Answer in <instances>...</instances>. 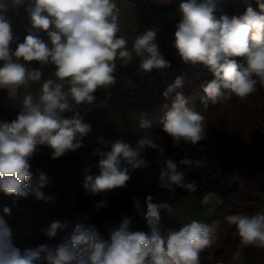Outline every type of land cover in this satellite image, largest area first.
Returning <instances> with one entry per match:
<instances>
[{"label": "clouds", "instance_id": "obj_1", "mask_svg": "<svg viewBox=\"0 0 264 264\" xmlns=\"http://www.w3.org/2000/svg\"><path fill=\"white\" fill-rule=\"evenodd\" d=\"M255 2L259 11L249 6L242 15H221L219 19L215 13L221 11L223 0H182L179 4L182 18L175 25L174 47L185 64H202L214 77L202 85L204 108L233 96L246 100L257 91L258 82L264 86V0ZM23 3L24 0H11V7L15 11ZM25 12L31 27L23 42L17 43L7 0H0V89L16 98L20 89L41 81L42 72L21 60L53 65L55 78L43 81L38 98L23 95L16 119L0 120V193L14 198L30 194V161L38 154L39 146L50 148L52 159L83 146L82 140L91 131V125L74 110L81 104H92L98 89L107 90L115 84L117 61L127 65L135 53L144 73L170 67L160 53L155 30L135 36L129 49L126 38L118 35L121 28L116 0H32ZM41 33L46 34L48 42L41 38ZM235 58H243L244 63ZM183 84V77H177L163 93L165 98L174 94L163 122V131L172 138L174 146L182 141L198 144L206 138L208 127L200 112L186 106L187 98L178 91ZM65 113L73 115L65 117ZM141 126L148 124L142 121ZM101 143L109 144L103 138ZM146 149L161 154L164 151L163 146L146 135L135 147L116 140L109 151L94 152L99 156V171L93 175L90 168L84 170L85 190L97 194L125 187L130 180L129 168L148 166L142 158ZM205 163L190 158L177 163L168 158L160 168L158 186L172 192L175 187L194 192L197 185L186 181L180 166L191 169ZM40 178L45 179L43 173ZM31 192L38 200L52 199L39 189ZM134 203L146 222L147 232L130 230L131 218L124 216L119 227L111 232L110 242L103 241L94 226L78 224L66 241L55 248L41 245L23 252L13 246L11 229L0 215V264H38L41 260L47 264H201V252L217 238L213 225L193 219L178 229H164L162 213H177L172 204L156 202L151 195L145 198L144 211L135 198ZM221 203L214 192L201 200L202 205L214 207ZM103 206L106 205L101 202L97 209ZM3 213L11 215V209L4 207ZM225 220L235 226L242 245L264 249V212L235 213ZM66 227V223L54 221L44 231L54 238Z\"/></svg>", "mask_w": 264, "mask_h": 264}, {"label": "rangeland", "instance_id": "obj_2", "mask_svg": "<svg viewBox=\"0 0 264 264\" xmlns=\"http://www.w3.org/2000/svg\"><path fill=\"white\" fill-rule=\"evenodd\" d=\"M140 1L141 5L137 9L142 13H147V9L155 4L167 3L170 0ZM7 3L8 16L12 20L14 37L18 39L20 37L22 39V36L24 38L27 35V29L31 27L27 22V14L17 10L14 11L11 7V0H7ZM116 3L119 8V24L121 28L118 35L124 36L127 42H132L130 47L128 45L129 49H131L133 45V35H140L146 30H155L156 43L159 48H161L160 53L163 57L170 56L171 58H175L178 56L174 46L162 39L160 30L153 28V26H147L136 14V10L129 0H116ZM40 35L45 42H48L46 34L41 33ZM135 59H139L137 61V69L133 66V60ZM116 64L118 63L116 62ZM120 64L125 67L128 66L131 70L133 69V72L139 73L141 77L144 76V72L139 69L140 57L135 56V53H133L132 61L127 65ZM47 71L50 73L49 69H47ZM52 76L54 77V75ZM114 76L116 78L115 84L107 90L104 88L98 89L94 93L95 100L92 104L80 105L79 113L81 116L86 117L83 118L84 122L91 125V131L83 138V146L81 148L67 153L69 155L76 154L80 156V152L85 148H93V152L85 163L88 165V162L91 161V174L95 175L98 174L99 171L97 167L99 156L93 153L97 150L109 151L99 141L96 134L101 138H106L104 141H110L112 143L116 140H122L132 147L136 146L140 138L146 135L150 136L154 142L163 146L164 151L161 154L157 150L146 149L142 154V158L147 161L148 166L139 169L129 168L130 180L128 182L136 189V192L142 194L144 202L145 198L151 195L154 201L168 202L177 210L176 215L172 216L162 213V227L164 229H178L184 223H189L193 219L203 223H207L211 220L208 224L215 227L217 238L211 247L201 252V264H243V255L248 247H251L253 250L252 256L255 259V264H264V249L242 245L237 230H233L232 225H229L225 220L226 216L240 213L239 211H230L225 207L214 215L213 213L216 206L214 207L212 204H201L203 196L213 192L201 190L195 195L177 196L176 188L175 191L172 192L158 186L160 168L164 165L166 159L171 158L175 161L176 157H180L182 159L190 158L204 160L206 163L197 168L198 170L207 172L211 179L217 178L224 180L228 186L232 183H236L238 187L245 191L244 195L247 197L246 203H251L252 207V210L250 212H245V214L254 215L257 212H264V182L258 177L260 172L256 170L260 163L259 160L264 157V86L258 82L257 91L251 94L246 100L241 101L239 98L235 101L227 100L216 106H208L207 108L202 106L195 110L205 117V121L208 125L207 131L214 130L217 136V139L214 141L213 149H207L201 142L192 145L182 141L179 144V151L168 153L166 149L173 145H170V143H173L172 138L161 130L168 111L164 114L149 115L123 105L118 97V91L122 88H131L132 83L126 74H121L116 69L114 71ZM254 78L258 80V78ZM114 96H116L123 105V107L120 106L123 109L122 112H113L114 108L112 104L108 105L110 99H113ZM107 105L108 107L106 109ZM6 107L9 106L7 105ZM103 109L108 112L112 111V113L108 114L112 122H100L92 118L96 112ZM71 115L72 114H70V116ZM108 116L106 118H108ZM142 121H146L148 126L142 127ZM98 125L101 126L98 127ZM105 125L111 133H119V137L118 135H107V130L101 129V127ZM94 130L96 134H94ZM166 135H168V137ZM92 137L94 138L95 144L91 148L88 141L93 139ZM47 148L46 146H39L38 154H36L31 161L43 155ZM63 157L66 158L64 155ZM73 160L75 159H69V161ZM74 162L77 164V166H75L77 176H85L84 170L86 168L81 166L80 162L82 161L80 160L78 162L75 160ZM94 162L96 165L95 169L93 168ZM85 163L84 165H86ZM75 164L69 163V166L73 167ZM240 167H243L245 173H247L246 175L238 176ZM35 198L34 195L27 204H23L14 197L4 194L0 195V215L4 216L7 225L11 229V239H17L20 235L36 230L41 226L37 215L30 210V204ZM244 205L245 204L239 205L237 208L244 209ZM4 207H9L11 209V215H4ZM163 218L171 223L168 222L169 225L166 224ZM228 233L230 234L229 237L226 236ZM220 249H223L224 253L223 250L221 251ZM216 252L217 256H215ZM227 253H229V256L223 258L222 256Z\"/></svg>", "mask_w": 264, "mask_h": 264}, {"label": "trees", "instance_id": "obj_3", "mask_svg": "<svg viewBox=\"0 0 264 264\" xmlns=\"http://www.w3.org/2000/svg\"><path fill=\"white\" fill-rule=\"evenodd\" d=\"M128 1V0H127ZM32 2V0H24V3L19 7L17 11L26 13L25 8ZM136 10V14L147 24V26L157 28L160 30V36L164 41L174 46L175 40V25L181 20L182 14L179 10V4L182 0H170L167 3L155 4L151 8L147 9V13H142L137 8L140 7V0H129ZM253 7L259 11V8L255 0H223L221 5V11L215 13L217 19L221 15L232 16L242 15L247 7ZM142 8V7H141ZM29 23V21H27ZM134 37L137 35H133ZM17 43H22L24 38H16ZM129 47L132 42H127ZM13 51L16 48V44L11 45ZM175 48V47H174ZM161 50V48H159ZM176 49V48H175ZM177 51V50H176ZM178 55V52H177ZM169 63L170 67L164 69H153L151 72L144 73L141 77L139 73H134L128 66H122L119 61L116 64V70L121 74H126L132 83L131 88H122L118 91V97L122 104L137 110L145 114L159 115L169 111L173 104L174 94L168 98L163 96L167 86L174 83L177 77H183L184 84L181 89H178L186 98V106L196 110L203 105L201 96H203L202 85L212 80V72L204 65H190L185 64L180 56L175 58L170 56L164 57ZM238 63L243 64V58H235ZM133 60L135 68L137 69V61ZM34 67L42 72V77L46 80L53 77L46 69L41 66L39 62L32 61ZM0 120L12 121L16 119L20 110H12L2 105V95L7 92L6 89H0ZM67 90V86L65 87ZM238 98L233 96L228 101H235ZM217 103L216 105H218ZM209 103L208 106H216ZM80 106L74 111H79ZM101 125H98V127ZM101 129L107 130V135H118L119 133H111L107 129V126L101 127ZM163 131V128L161 127ZM96 134L95 130L93 131ZM164 132V131H163ZM106 135V136H107ZM99 141L101 137L96 134ZM168 137V135H166ZM106 138H103V140ZM217 136L214 130L207 131L206 138L202 141V145L206 146L207 149L214 148V141ZM169 140V139H168ZM109 141L108 145H104L110 150ZM173 143H170V145ZM169 145V144H168ZM180 147L170 146L166 149V152L173 153L179 151ZM52 150L47 148L45 153L40 157L36 158L31 163V179L28 181V188L30 190L29 196L26 198H15L16 200L27 204L34 194L31 192L32 189H39L44 193L46 197H51L50 200H35L30 204V210L32 213L37 215L40 222V227L36 230L26 232L19 236L17 239H12L14 247L20 249L21 252L27 249H35L41 245H47L49 248H55L56 246L64 243L70 236L71 232L78 224L85 226H94L99 232L100 237L105 242H110V234L118 228L121 222V218L128 216L131 218L130 230L136 231H148L145 220L143 219L140 212L136 210L134 198L140 202L141 211L146 210L144 198L140 192H136L129 182L125 187L115 188L108 191H102L97 194L87 192L84 188L85 176H77L74 162L80 161V157L76 154H64L65 157L57 159L51 158ZM69 159H75L69 161ZM182 158L176 157L175 162L179 163ZM260 163L256 170L260 173L258 177L264 182V157L259 160ZM70 164H75L73 167ZM241 166V165H240ZM93 168H96L95 162ZM181 170L185 172V179L187 182H194L197 185L196 191H188L183 188L175 187L177 196H191L195 195L201 190H208L215 192L219 195L222 203L216 206L214 215L219 213L223 208L227 207L230 211H236L240 213L250 212L252 210L251 203L247 202V197L244 195V190L238 187L236 183L227 185L224 180L211 179L207 172L198 170L197 168H187L181 165ZM40 173H43L45 179L40 178ZM245 170L240 167L239 175L244 176ZM4 194V193H0ZM5 195V194H4ZM8 196V195H7ZM12 197V196H11ZM104 202L106 206L97 209V205ZM245 204V208H237L239 205ZM166 224L169 225V221L163 218ZM60 221L66 223L67 227L59 231L54 238H49L45 231L52 222ZM209 220L208 222H210ZM169 222V223H168ZM207 222V223H208ZM233 230L235 226L232 225ZM229 233L226 235L229 237ZM221 251L223 249H220ZM252 248L248 247L243 255V264H255V259L252 256ZM224 253V250H223ZM85 253H81L84 255ZM217 256V252L215 253ZM229 256V253L223 255L225 258ZM217 258V257H215ZM38 264H47L46 261L41 260Z\"/></svg>", "mask_w": 264, "mask_h": 264}, {"label": "crops", "instance_id": "obj_4", "mask_svg": "<svg viewBox=\"0 0 264 264\" xmlns=\"http://www.w3.org/2000/svg\"><path fill=\"white\" fill-rule=\"evenodd\" d=\"M22 38H23V36H22ZM20 62L21 63H27L29 68L37 69V68L34 67L33 62H24L23 60H21ZM43 66L47 67V69L50 70V73L52 75H54L55 67L53 65L49 64V65H43ZM44 80L45 79L42 77L40 82L31 83L29 86L20 89V91H19V93H18L16 98H10L9 95H8V92L6 94H3L2 95V105L4 104L5 105V106L3 105L4 107H6L8 105L9 107H6L8 109L20 110V108H21V100H22L23 95L31 94V95H33L34 98H38L39 92H40V85L43 83ZM0 96H1V92H0ZM110 104H112V106L114 108L113 112L114 111L122 112L123 109L121 107H123V105L119 102V100H118V98L116 96H114L113 99H110V102L108 103V105H110ZM108 105L106 106V109H107ZM109 113H112V111L108 112L105 109H103V110H100V111L96 112L92 116V118H94V120H98L100 122H106V121L112 122L111 118H109V116H108ZM70 114L73 115V113H65V117L70 116ZM107 116H108V118H106ZM82 117L86 118L85 116H82ZM88 143L90 144V146L92 148L93 145L95 144L94 138L89 140ZM92 152H93V148L92 149L85 148L83 151L80 152V156L79 157H80V160L82 161V162H80L81 166H83L85 168H92L91 161L88 162V165L85 163L87 158L91 155ZM66 154H68V153L66 152ZM84 163L86 165H84Z\"/></svg>", "mask_w": 264, "mask_h": 264}]
</instances>
